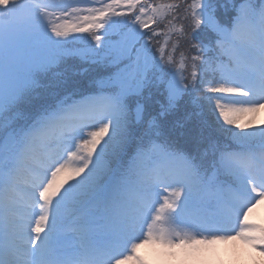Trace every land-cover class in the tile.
Returning a JSON list of instances; mask_svg holds the SVG:
<instances>
[{
	"label": "snow or ice",
	"instance_id": "snow-or-ice-1",
	"mask_svg": "<svg viewBox=\"0 0 264 264\" xmlns=\"http://www.w3.org/2000/svg\"><path fill=\"white\" fill-rule=\"evenodd\" d=\"M253 4L229 28L212 0H0V264H151L142 245L202 264L220 244L264 264Z\"/></svg>",
	"mask_w": 264,
	"mask_h": 264
},
{
	"label": "trees",
	"instance_id": "trees-1",
	"mask_svg": "<svg viewBox=\"0 0 264 264\" xmlns=\"http://www.w3.org/2000/svg\"><path fill=\"white\" fill-rule=\"evenodd\" d=\"M214 1H215V5H216V12H215L216 16L218 18H221L224 20H226L231 14L234 13L235 5H237L240 2L239 0H233V2H232V0H224L223 2H221L222 3L221 4L220 0H214ZM190 2H191V0H189V3ZM232 4H233L232 7L228 6V5H232ZM184 23L186 24V23H188V21H185ZM177 26L178 27L180 26L179 23L177 24ZM214 36L215 35L211 32L202 33L201 34V40L204 43L209 44V43H211V40ZM158 39L161 41V43L164 42L163 36L158 37ZM170 46H171V44H169V47ZM186 49H187V43L184 41H181L180 46L177 48L176 53H175L176 57L179 58V55L181 52H185L186 54H192V53H187ZM80 67H87V66L81 65ZM93 75H94L93 73L88 72L85 75L78 77V79L82 82L83 86H85L88 82L85 80H88V79L90 80ZM156 109H158V106L155 104V102L154 101L149 102V104L147 106L145 118H147V116H149V115H154L153 112ZM187 111H191L190 106L187 109L182 106L181 109L179 110V112L176 113L174 116L169 117L167 121L170 123H174L176 120H182ZM263 221H264V219H263ZM249 260L251 261V264H260V262H261V258L257 255V253H256V259H253L250 257ZM224 264H230V263L228 261H225Z\"/></svg>",
	"mask_w": 264,
	"mask_h": 264
},
{
	"label": "rangeland",
	"instance_id": "rangeland-1",
	"mask_svg": "<svg viewBox=\"0 0 264 264\" xmlns=\"http://www.w3.org/2000/svg\"><path fill=\"white\" fill-rule=\"evenodd\" d=\"M223 1L224 0H220V3ZM212 2L215 4L214 0H212ZM228 6L230 7L231 5ZM258 121H264V110H261V112L258 114ZM261 218L264 219V202H261V204H259L256 207L255 211L251 214L252 221L259 219L261 220ZM217 248H219V252H221L222 259L225 258L226 261H228L230 264H251V261L249 260L250 256L247 255L249 249H243L238 246L236 252H234L230 245L226 246L223 244L217 245ZM138 251L142 256H146L151 261V264H162V261L155 258L150 246L142 245ZM213 259L217 260L218 255L207 257L202 262V264H207L210 260ZM211 264H215V263H211Z\"/></svg>",
	"mask_w": 264,
	"mask_h": 264
}]
</instances>
